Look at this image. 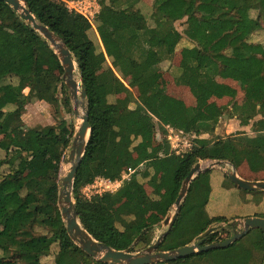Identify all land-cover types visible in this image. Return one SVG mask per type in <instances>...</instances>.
I'll return each instance as SVG.
<instances>
[{
  "label": "trees",
  "instance_id": "16d2710c",
  "mask_svg": "<svg viewBox=\"0 0 264 264\" xmlns=\"http://www.w3.org/2000/svg\"><path fill=\"white\" fill-rule=\"evenodd\" d=\"M20 1L39 24L63 42L84 83L91 132L75 176L73 199L80 224L94 240L113 250L131 253L150 246L153 226L140 217L141 211L156 204L160 211L168 213L183 181L199 162L223 161L235 169L247 163L254 173L264 171V0H153L152 26L148 25V17L136 9L139 0L100 1L95 24L110 34L120 35L121 57L113 65L121 78L131 76L135 81L138 92L135 101L120 81L109 83L104 73H98L96 46L83 38L91 30L86 19L70 12L63 0ZM201 5L211 8L208 16L200 14ZM177 22L185 25L181 33L175 28ZM0 25L14 34L12 40L0 37V133L5 136L0 147L6 152L10 147L19 150L8 160L11 166L18 160L28 164L22 153L33 159L41 156L51 160L47 173L39 178L25 180L24 170L12 167V172L0 179V264L3 260L41 264L43 258L49 257L53 245L58 248L54 264H103L86 256L70 240L57 205L60 167L74 127L63 120L57 127L26 130L17 140L11 136V126L20 125L27 101L21 93L25 86L30 87L28 99L36 98L55 107L61 104L67 114L73 115L60 61L49 43L4 0H0ZM183 37L192 47L181 51V73L176 83L189 88L197 102L195 108H187L183 102L163 93L157 97L159 87L152 78L153 68L174 55V44ZM138 51L140 61L135 57ZM40 61L46 70L38 74ZM30 77L33 79L27 84L25 80ZM216 78L241 81L245 103L242 107L233 106L232 111L246 120L261 116L253 124L255 136L235 135L214 141L199 138L214 132L226 110L212 106L204 112L208 100L213 95L236 97L234 91L218 84ZM100 88L105 90V96L100 95ZM117 90L123 91L127 100L109 103L108 97L116 95ZM9 92L15 94L16 104L12 112L5 113V95ZM129 102L134 103L133 109ZM154 119L160 127L168 126L198 138L181 155L169 154L165 147L159 156L139 141L142 133L155 131ZM41 139L47 140V144L41 145ZM28 145L30 151L26 150ZM142 163L143 177H149L156 202L139 188L135 179L119 192V197L128 194L129 199L117 210L108 193L90 201L80 196L81 188L96 178L113 181L126 167L135 168ZM151 169L153 174L149 176ZM160 173L170 186L168 197L158 193L156 178ZM209 176L207 171L192 181L178 218L158 252L190 245L208 228L228 223L224 217L209 218L205 210L211 193ZM27 198L34 200L26 204ZM25 205L26 212L21 215L19 209ZM230 237L224 238L213 229L204 244ZM263 253V235L252 230L227 248L159 264H254L259 255L263 259Z\"/></svg>",
  "mask_w": 264,
  "mask_h": 264
},
{
  "label": "crops",
  "instance_id": "0c3cea01",
  "mask_svg": "<svg viewBox=\"0 0 264 264\" xmlns=\"http://www.w3.org/2000/svg\"><path fill=\"white\" fill-rule=\"evenodd\" d=\"M99 4H100V1H99ZM100 7H101V5H100ZM204 9L209 10V13L203 14L202 10H204ZM199 10L201 12V15H203V16H208L211 13V8L209 6H206V5H201ZM93 26H94V29H92V28L91 29L96 34V37L99 41L100 46H102L98 31L95 28L97 26V24H93ZM103 30L107 31L106 29H103ZM90 31L91 30H89L87 33H85L83 35V38ZM108 33H109V31H108ZM0 34H5V33L0 32ZM113 35H115V34H113ZM116 35L119 37V34H116ZM0 37H4V38H8V39L12 40V39H14V34H12L11 37L6 36V34L2 35V36L0 35ZM181 40H183V38ZM184 40H186L188 43L186 44V47H183L179 52L180 62H179V68L178 69H180V73H181V67H180L181 66V51L185 48H191L192 47V44L187 39L184 38ZM176 42L174 44V54L176 52V49H175ZM119 58L117 60H119ZM41 63H43V62L40 61L39 65H38V74L46 70L45 64L42 65ZM111 71H112V75L114 77V81H120L121 83H123L125 85L126 89H129V87L125 83V81H127V80L132 81L134 83L133 85L136 87L135 81L133 80V78L131 76H128L126 78H121V76L116 75L117 73L114 71V68H112V66H111ZM158 74H160L158 68L157 67L153 68L152 78L156 83H158L156 80V77ZM107 75L108 74H106V78H107ZM55 77H56V75H55ZM32 79H33V77H30V78L26 79L25 82L28 84ZM216 82L218 84L223 85V86L231 89L232 91H234L236 93V97L234 99H232L230 97H226L223 95H213L208 100V105L205 108L204 112H206L210 107L215 106L217 108L226 109L224 112H227V113L229 112L231 114L230 119L228 118L222 126H220V124H219V126H217L215 128V134L222 136L221 132H223V134L227 135L226 137H232L235 135L255 136L256 133H255V131H253L254 130L253 124H254V122L261 120L262 119L261 116L258 115L253 120H246L242 117L236 116L232 111L233 106L242 107V105L245 103V97H244L242 89H241V81L238 79L216 78ZM14 84H16L15 80H14ZM158 86H159L160 91H162V93L168 95L167 91H165V89L162 86H160L159 83H158ZM182 87L187 88L189 90V88L186 86H179L178 90L180 91V93H181V91L183 93H185V90H181ZM29 92H30L29 86H25L21 91V93L23 94L24 98L27 99V101L25 102L24 109L21 113L20 125L17 126V124H12V126H11V136H12L13 140H17L18 138L23 136V134L26 130H36V129H42V128H46V127H57L63 120L67 122L68 126L71 125V123L68 120H65L61 115L57 116V118L55 117V120H54L53 115H52V107L53 106L46 103L45 101H39L36 98L28 99ZM189 95L191 97L189 104H187L181 97L174 96V95H168V96L183 102L187 108H195L197 105V102H196L195 97L191 94L190 90H189ZM5 99L7 101V107L3 110V112H5V113L6 112H12L13 109L15 108V104H16L15 94H13L12 92H9L5 95ZM224 112H223L222 117L219 119V122L224 117ZM154 122L156 124L154 132L142 133V135L139 139L142 146L144 148H147V149H154L159 154V156H162L163 150L165 149V147L168 148L169 154H174L173 150L171 149L170 143L168 141H166V137H165L166 126L160 127L159 122H157L156 119H154ZM223 126H225L224 130H223ZM173 130L178 131L175 129H173ZM183 134H184V137L187 139L192 138V143H193L194 139L198 138V137L196 138V136L194 134H185V133H183ZM208 137H209L208 134H203L199 138L203 139V140H207ZM226 137H224V138H226ZM220 139H223V138H220ZM4 140H5L4 134L0 133V143L3 142ZM40 143H41V145H46L47 140L41 139ZM26 150L30 151L29 145L26 147ZM16 151H19V150H17L15 147H10L7 152L4 151L0 147V164H1L0 165V179L3 176L11 173L12 167L24 170V179L25 180L36 179V178H39L41 176H44L51 166L50 157L36 156L33 159V158H29V157L25 156L24 153H22V157H26V159L28 160V164L24 165L22 160H18L17 162L14 163L15 164L14 166L13 165L11 166V165H9L8 160H11L13 158V155ZM135 155L136 154L134 153V156ZM135 159H137V156H135ZM128 169L135 171L136 176L134 175L133 179H135L138 182L139 188L143 192H145L147 196L153 198L154 201L156 202L157 197H155L153 195V188L148 184V178L149 177L148 178L143 177V172L145 171V164L144 163L139 164L135 168L126 167L125 169H123V171L126 172V171H128ZM235 170H236L238 176L244 180H249V181L264 180L262 178H257V176H256L259 174H263L264 171L254 173L249 169V167L247 166V163H243L242 165H240V167H238ZM240 170H241V173H240ZM139 171L142 173L141 180L145 183V185L143 183H141L140 181H138V179H137V177H138L137 173ZM148 173H149V176H152L153 169L148 170ZM249 175H254L256 177L247 178ZM209 178H210L211 193H210L207 205L205 207L207 214L212 213L211 214L212 216L208 215L209 218L224 217L227 220H235L236 221V220H242V219L248 218V217H257V216L264 217V191H257V192H252V194H246L244 191L239 190L236 187H234L232 190V189H228L231 186L226 187L224 185L226 187V189H225L223 187V182L226 179L225 173L220 167H214L213 169H211ZM156 180L159 181L158 193L161 196L168 197L170 194V186H169L164 174L163 173L158 174ZM122 188H120L115 193H112V194L108 193L113 197L112 206L116 210L121 208V206L123 204H125L126 201L129 199L128 194H126L122 197L118 196V194L122 190ZM219 190H221V191L227 190L226 193H229L231 195H236V197H238L236 194L237 193L236 191L244 192L243 197H242L243 199L241 198L242 200L237 205L238 209L236 208L235 209L236 211L231 210V213L229 215L220 214V209L222 206H221V204L218 203V201H220V198L218 195ZM121 200H123V201L120 202ZM118 203H119V205H118ZM239 205H241V206L239 207ZM172 207L168 213H164V212L160 211L158 209L157 205L155 204L150 209L144 208L140 213V217L145 219L148 224L154 226L155 222L149 221L146 218L147 215L145 213L147 212V214H148V212H149V214H153L157 217L162 216L161 222H163V220H165V218L171 212ZM214 207H215V209H214V211H212V209ZM21 209H22V207L19 209V211Z\"/></svg>",
  "mask_w": 264,
  "mask_h": 264
},
{
  "label": "water",
  "instance_id": "95a60500",
  "mask_svg": "<svg viewBox=\"0 0 264 264\" xmlns=\"http://www.w3.org/2000/svg\"><path fill=\"white\" fill-rule=\"evenodd\" d=\"M26 24L30 25L34 31L42 36L55 51L61 67L63 69V82L67 89L70 99L71 108L74 118H80L79 108L83 110L81 124L73 131L72 140L69 147L68 162L70 168L68 172L59 179L60 188L58 192V209L61 218L65 224V230L70 240L81 249V251L91 259L103 264H159L177 261L194 254L208 252L212 250H221L229 247L234 242L246 236L252 230H259L264 238V219L260 217H248L242 220H236L230 224L232 228H240L230 238L213 244H204L207 236L213 232L214 228H208L203 234L198 236L195 241L179 249L158 252V247L170 231L178 218L182 204L187 195L192 181L200 174L210 171L214 167L222 165L230 166L229 172L224 171L225 176L232 185L245 192L264 191V181H249L240 178L235 168L223 161H212L208 167L202 169L197 163L189 172L183 181L178 196L172 207V214L168 215L163 221L166 231L150 246L139 253L128 251H116L106 245L94 240L82 227L78 220L75 202L73 199V185L77 170L81 164L90 137V125L87 107V95L84 83L80 78V86L74 80V63L73 57L63 42L55 36L49 29L39 24L35 17L29 12L20 0H4ZM79 73V70H78ZM88 135V136H87ZM138 239L136 240V242ZM135 242V243H136ZM262 264H264V257Z\"/></svg>",
  "mask_w": 264,
  "mask_h": 264
},
{
  "label": "rangeland",
  "instance_id": "374dc122",
  "mask_svg": "<svg viewBox=\"0 0 264 264\" xmlns=\"http://www.w3.org/2000/svg\"><path fill=\"white\" fill-rule=\"evenodd\" d=\"M99 1H102V0H99ZM152 6H153V0H139V3L136 5V9L141 10L148 17V25L149 26L153 25V21L150 18V14H151V11H152V9H151ZM202 13L203 14H208L209 10L204 9V10H202ZM200 14H201V12H200ZM183 22L175 23V28L180 33L183 32V30L185 29V25L183 24ZM2 28L3 27H0V32H4L6 34V36H8V37L12 36L13 32L11 30H8V29H5V28L2 29ZM95 28L98 31L102 46H100L99 41H98V39L96 37V34L94 33V31L92 29L86 36H84V39L85 40H88V39L91 40L96 46V49H97V52H98V62H99L98 73H101V74L104 73L105 76H106V74H108L107 75L108 79L106 78L107 82H109V83L116 82V81H114V77L112 75L111 66H112V68H114V71L117 73V71H116V69H115V67L113 65V62L116 61L119 57H121V53H120L119 46H118V40H119L120 35H119V37L116 34L115 35H113V34L111 35V34L108 33V31H104L101 27H98V26H96ZM5 34H0V35L2 36V35H5ZM187 43L188 42L186 40H184V37H183V40H181V41L178 40L176 42V46H175L176 52H175V54L170 59L163 61L162 63H160L157 66L160 74L157 75L156 80L160 84V86H162L165 89V91H167L168 95H174V96L181 97L187 104H189L190 100H191L190 99L191 97L189 95V90L187 88H183L182 87L181 90H185V93H183L182 91L180 93V91L178 90L179 85H177V83H176V79H177L178 75L180 74V69H178L179 68V62H180L179 52H180V50L183 47H186ZM138 55H139V51L135 53V57L140 61V58H139ZM41 64L44 65V63H41ZM77 74H78L77 77L80 80L79 73L77 72ZM116 75L120 76L119 73H117ZM125 83L130 89V90L129 89H127V90L131 94V96L133 98V101H135L138 98V92H137L136 87L133 85L134 83L132 81H129V80L125 81ZM158 83H156V84L158 85ZM99 93H100L101 96H105V90L103 88H100ZM160 94H162V91H160V89H159V93L156 96L159 97ZM126 97L127 96H126V94L123 91L117 90L116 95L108 97V101H109V103H115V101L117 99L126 101L127 100ZM58 99L60 101L59 103H61L62 94H61L60 89L58 90ZM128 101H130V100H128ZM128 106L131 109H133L134 108V103L129 102ZM52 115H53L54 120H55V117L57 118V116L61 115L65 120H68L71 123V125L74 127V130L78 127L77 124H76L78 118L77 119L74 118V116L72 114H66V112L64 111V109L61 106V104H60L59 107H55V106L52 107ZM228 118L229 119L231 118V114L229 112L228 113L224 112V117L220 120V122L217 124V126H219V124H220V126H222ZM224 127L225 126H223V130L225 129ZM221 134H222V136L216 135L215 134V130H214V132L209 135L208 139L211 140V141H214V140H216L218 138H224V137L227 136L226 134H223V132H221ZM68 154H69V148L67 150H65V153H64V156H63V160H62L61 167H60L59 179L62 178L64 176V174L67 173V172L66 173L63 172V167L65 165H68V167L70 168V164H69V162L67 160ZM211 163H213V162H209V161L199 162V164L201 165L202 169L208 167ZM220 168L223 171H227V172H229L230 169H231L230 166H225V165L220 166ZM240 173H241V170H240ZM137 174H138V177H137L138 181H140L141 183H143L145 185V183L141 180L142 173L139 171ZM256 176H257V178L264 179V173L256 175ZM256 176L249 175L247 178H253V177H256ZM224 185L226 187L227 186L228 187L229 186L232 187V188L229 187L228 189H232L233 190V188H234L230 184V182L227 181L226 179L223 182V187L226 189V187ZM226 191L227 190H224V191L219 190V193H218L219 198H220V201H218V203L221 204V206H222L221 209H220V214H223V215H229L231 213V210L236 211L235 209L237 208V205L243 199L242 197H243V194L245 192V191L244 192L236 191L237 192L236 194L238 196V197H236V195H231L229 193H226ZM246 194H252V192H248ZM32 200H34V199L33 198H29L28 199L27 198L26 199V204L32 203L31 202ZM122 201L123 200H121L120 202H122ZM118 205H119V203H118ZM26 206L27 205L23 206L22 209L20 210V214L21 215L25 214ZM240 206L241 205H239V207ZM214 209H215V207L212 209V211H214ZM145 214L147 215L146 218L149 221L155 222V224H154L155 227L153 226V230H154L153 236H154V238H153V242H152V243H154L166 231V227L163 226V222H161L162 216L161 217L160 216L157 217V216H155L153 214H149V212H148V214H147V212ZM170 214H172V211L169 213V215ZM211 214H208V215L212 216ZM234 221L235 220H229L227 224L220 223V224H216V225H214L212 227L215 229V231H219L221 233V236L225 238L226 236H232L235 232H239L241 230L240 228H232L230 226V224L233 223ZM185 235H187V233H185ZM57 251H58L57 246L53 245L52 248H51V252H50L49 257L43 258L41 260V264H54V257L56 255ZM141 251H138V252H135V253H139ZM263 257H264V253H263ZM262 261H263L262 256L259 255L257 260H255L254 264H262ZM2 264H17V263L15 261H9V260L5 261V260H3Z\"/></svg>",
  "mask_w": 264,
  "mask_h": 264
},
{
  "label": "built area",
  "instance_id": "2783aa9c",
  "mask_svg": "<svg viewBox=\"0 0 264 264\" xmlns=\"http://www.w3.org/2000/svg\"><path fill=\"white\" fill-rule=\"evenodd\" d=\"M65 7L77 15L86 19L91 28L94 29L95 19L100 13L101 7L99 0H63ZM166 141L171 145L174 155H181L183 152L190 150L193 146L192 138L184 137L182 131H174L171 127L166 126ZM135 175V171L128 169L121 172L120 178L116 180H108L104 178H96L91 184L85 185L80 190V196L87 201L93 197L102 196L106 193H115L120 188L129 183Z\"/></svg>",
  "mask_w": 264,
  "mask_h": 264
},
{
  "label": "bare ground",
  "instance_id": "6f19581e",
  "mask_svg": "<svg viewBox=\"0 0 264 264\" xmlns=\"http://www.w3.org/2000/svg\"><path fill=\"white\" fill-rule=\"evenodd\" d=\"M74 67H75V70H74V80H75V82L77 83V85L79 87L80 86V80L77 77L78 74H77V69H76V64L75 63H74ZM79 114H80V118L77 119V122H76L77 126H79L81 124V118H82V115H83V110L81 108H79ZM68 169H69L68 165H65L63 167V172L64 173L68 172Z\"/></svg>",
  "mask_w": 264,
  "mask_h": 264
}]
</instances>
